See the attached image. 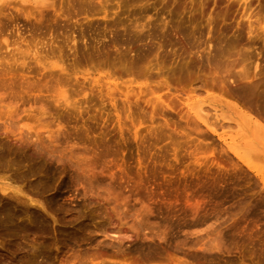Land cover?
<instances>
[{
	"label": "rangeland",
	"instance_id": "1",
	"mask_svg": "<svg viewBox=\"0 0 264 264\" xmlns=\"http://www.w3.org/2000/svg\"><path fill=\"white\" fill-rule=\"evenodd\" d=\"M51 1L28 17L0 10V139L40 138L55 156L11 155L0 170L23 212L10 234L0 227V259L20 264L10 244L37 253L38 264H151L147 251L169 243L175 264L222 239L231 250L216 252L215 264H264V131L235 115L263 128L264 119L219 82L237 84L242 68L229 70L249 66L243 54L262 71L264 40L251 37L245 17H260L264 0ZM200 106L208 121L197 119ZM29 163L41 172L30 175ZM114 236L125 251L141 244L142 261L130 247L131 260L111 256Z\"/></svg>",
	"mask_w": 264,
	"mask_h": 264
},
{
	"label": "bare ground",
	"instance_id": "2",
	"mask_svg": "<svg viewBox=\"0 0 264 264\" xmlns=\"http://www.w3.org/2000/svg\"><path fill=\"white\" fill-rule=\"evenodd\" d=\"M263 4L260 7L264 6ZM10 6L13 9H15L16 11H20L26 17H28L31 14H34L35 12L38 13V14H42L43 11H46L44 9H49L50 7L52 8L53 7V3H52L51 0H0V10L9 9ZM259 12L260 13H257V14H260V17H256L254 19V21L253 20L251 21V15H248L245 18L248 21V23H247V25H248L247 26L248 27V33L250 35L252 34L251 37L253 36L254 38L253 37L252 38L253 39H256V40L257 39L264 40V7H262L259 10ZM240 29H242V27ZM240 31L243 32V30H240ZM239 35H241V34H239ZM5 38L6 37L3 38L4 39L3 43L6 44L7 38L6 39ZM70 39L71 38H69L68 40H70ZM73 41H74V38L72 37V42ZM254 41L255 40H253V42ZM115 42H114V44H115ZM5 44H4V46H5ZM37 44H38V41L36 42L35 45L37 46ZM42 44L43 43H41V45ZM35 45H33L34 47L31 50V54L36 57V54H37L38 50H37V48H36ZM44 45L42 47H44ZM7 47H9V45L6 46V48ZM56 47H58V46H56ZM16 49H14V50H16ZM221 52H218L217 57H221ZM7 53H9V51H7ZM12 53L13 52H11V54ZM247 54H243V58L244 59L241 57L242 59L239 62L240 63H241V61L244 62V60L246 62L248 61V65L249 66H246L243 63H242V65H240L238 61H237V64L236 65L239 64V66H237V67L235 65L232 66V64L229 63L228 60H227L228 65L226 63V60H224L225 61L224 63L226 65L224 63H222V61L219 64V60H217L218 61V64H217L218 67H220V66L223 67V64L225 65L223 67V71H225V72H229V71L231 72V71H233L232 69H236L238 67L242 68V70L240 69L241 71L239 73L238 72H237V74L235 73L237 70L234 72V74H233L234 75L233 80L231 79V77H229V79H231V83H232V81L233 82L236 81V83H237V84L235 83L236 85H234V84H233L234 86L231 85V84L229 85V84H227L228 83V80L226 81L227 82L226 83V82H224L225 80H223V79H220L219 82H220V84H221V86L223 88L222 91L224 92L225 95H227V97L231 98L232 100H235V102L241 103L244 106L243 108L246 107L247 108V111L249 110V111L255 113L256 115H258L259 117H261L262 120H263L264 119V76H263V78H257L256 76H257V74H259L262 71H264L263 70L264 67H263L262 71L260 69V72H259V69H257L258 68V63H257V60L258 59L257 60L254 59V60H252L250 62L249 60H251V57L253 59V56H247ZM12 55H14V53ZM38 56H40V59H41L42 56L40 55V53H38ZM215 56H216V54H215ZM21 57H24V56L22 55ZM218 59H220V58H218ZM22 61L23 60H21V62ZM217 61L214 62V64H216ZM229 64H231V65H229ZM245 64H247V63H245ZM23 65L24 64H22V66ZM214 66H216V65H214ZM228 66L229 67L232 66V68H230L231 70H229V71L228 70H225V68L226 67L228 68ZM9 69H11V68H9ZM230 75L232 76V74H230ZM261 76L262 75H260V77ZM226 78L228 79V76ZM245 80H251V81H248V83H247V82H244ZM212 82H213V84H211V86L212 85L215 86V84H214L215 82L214 81H212ZM214 86H212V87H214ZM218 89H219V87H218ZM64 100H66V99H64ZM218 103H220V110H224L223 114L231 115V114L234 113L233 110L235 109L234 108L235 106H232V105H230L228 103H222L220 101H218ZM194 105L196 106L197 104H194ZM202 111H203V108H201V106L198 107L197 114H196L197 119H199L201 121H204V120L208 121L209 118H206L205 119V117H204L205 115L207 116V114L204 112L205 115H203V112ZM249 111H248V113H249ZM237 112H238V114L235 115V117L237 118L236 121L238 123H241L242 120H244V121H247L248 123H250L251 126L256 127L257 130L264 131V128L261 125H259L258 122L253 121L252 120L253 118L249 117L247 113H244L242 111H237ZM250 114H252V113H250ZM224 118H225V116H224ZM166 121H168V120H166ZM209 123L211 124L210 120H209ZM209 123L207 122L206 125H208L210 127L211 125ZM214 123L215 122L213 120V124ZM210 128H213V127H210ZM38 139H40V138H18L15 143H12L13 141L12 140H8V138H2V139H0V170L3 169V168L5 169L6 165H8L7 164V159L8 158L7 157L8 156H11V155H14L16 157V159L18 158L21 161L24 158H26L25 156H28V160H30L32 162V159H30L29 156H33V155H35L34 157H36V155H37V157L38 156L39 157H43V158L46 157L48 159H51V161L54 160L55 159V156H53L52 152L46 151V149H44L40 145V143L38 142ZM27 149H30L32 151V153L25 154L26 151H27ZM262 151H264V149ZM235 153L237 154V151H235ZM260 156L259 155L257 156V158L259 160L258 162L259 163L260 162L262 163V161H264V155L262 156L263 159L260 158ZM56 159H58V158H56ZM25 160H23V161H25ZM58 161H59V159H58ZM33 162H35V161H33ZM262 164L264 165V163H262ZM9 165H10V163H9ZM29 165H30V163H29ZM30 166L32 167L31 169L29 168L30 171L28 170V172L31 173L30 175L35 174V173L37 174L38 172H41L42 167H41V169H38V168H40L39 166H38V168L36 166H33V165H30ZM45 170L47 171V169H44V171ZM1 171H3V170H1ZM50 172H46L47 175L51 174ZM28 174L29 173H27V175ZM43 174L46 175L45 173H43ZM49 180H51V178H49ZM39 185H40V183H39ZM42 186H43V184H42ZM47 188H48V186H47ZM9 191H10L9 190V187H4L3 185H0V192H1V197H0V227L2 229H5V230L6 229L7 230L10 229L9 231H7L10 234L11 233L10 231H11V228L12 227L18 225L19 223H20L19 226H22L23 225L22 219H21V216L23 215L22 214L23 212L21 210H19V208L14 204V201L18 200L17 197H16V195H15V194H18V192H16L15 190L14 191L11 190L12 192L11 191L10 192L12 194L10 195V193H8ZM252 211H254V209ZM251 213L252 212H250L249 214H251ZM253 214H254V212H253ZM31 216H32V219L31 220L34 223V225L35 224H38L37 223L38 222V218H39L38 215H36V214L33 213ZM155 236L157 238H159L160 240H163L166 237L165 233H163V232L162 233H159V234H155V235L153 234V237H155ZM121 238L118 237V236H114L113 239H112L113 241H111L110 243H108L109 248L107 250L110 251V253H111V254L110 253H108V254H110L111 256H114V257L115 256H119L121 259H123V261L124 260H131V257L130 256L132 254L130 253V255H129V253L126 252V251H130V250H128V248L130 247V245H129L128 248H126V251H125V248L124 249L122 248V243H121L122 240H121ZM248 238H250V237H248ZM228 242H233V241L232 240L231 241L228 240ZM135 243H134L133 248H131V247L130 248H131L132 253L134 251L138 253V256H137L138 259L137 258L135 259L138 262V260L141 259L140 253H142V252H140V251H143V250H141V248H143V247L141 246V244H139V243L138 244L137 243L135 244ZM197 243H199V242H197ZM199 244L201 245L200 249H201V252H202L200 255H198V254H188V259H180V258H176L175 257L176 259L175 258L173 259V261H176L175 264H215V263H217L216 260L219 258V257H216L215 256L216 255L215 254L216 252H218V253L219 252H225V253L228 254L230 252V250H231L229 247L225 246L224 243H222V239H221V241H213V242H209V243H199ZM106 246H107V243H106ZM164 246L165 247H160L158 245H154L153 244V253L147 251V254H145V257H143L144 258V261L143 262H145L147 260H148L147 262H149L151 264H152V262H150L149 260L156 261L153 264H168L169 262H171L172 258L166 256V254L169 251L168 250L169 249V243H165ZM19 247L20 248H13V247H11L10 244H8V246L6 248H8L7 251L9 253H13V252L15 253V251H17V250H14V249H18V251L21 250L20 251V254H19V258H18V261L20 262V264H38L36 262V257L38 255L37 253H35V252H31L30 253L27 250H24L22 246L19 245ZM257 249H259L257 251H260L261 250V251L264 252V245L261 244V246L259 248H257ZM104 253H105V251H104ZM242 253H243V251H242ZM142 254H144V253H142ZM93 255L96 258L97 257L100 258L101 256L103 257L102 253L97 252V251H95L93 253ZM132 257H133V255H132ZM106 259H108V258H101V260L99 259L100 264H106L105 263V260ZM142 259H141V261H142ZM219 260L220 259H218V261ZM260 260L261 259H258L257 260V262H258L257 264H262L260 262ZM99 261H98V263H99ZM227 261L224 264H229V263H227ZM0 264H18V263L15 260L5 261L3 259H0ZM62 264H73V263H71V261L69 259H67Z\"/></svg>",
	"mask_w": 264,
	"mask_h": 264
}]
</instances>
